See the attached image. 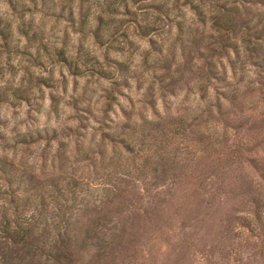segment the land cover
<instances>
[{
  "label": "rangeland",
  "instance_id": "obj_1",
  "mask_svg": "<svg viewBox=\"0 0 264 264\" xmlns=\"http://www.w3.org/2000/svg\"><path fill=\"white\" fill-rule=\"evenodd\" d=\"M263 55L264 0H0V211L75 264H264Z\"/></svg>",
  "mask_w": 264,
  "mask_h": 264
},
{
  "label": "trees",
  "instance_id": "obj_2",
  "mask_svg": "<svg viewBox=\"0 0 264 264\" xmlns=\"http://www.w3.org/2000/svg\"><path fill=\"white\" fill-rule=\"evenodd\" d=\"M261 60L264 63V55ZM33 219L31 214L20 217L14 206L0 211V264H75V252L91 245L86 242L88 229L56 224L47 228Z\"/></svg>",
  "mask_w": 264,
  "mask_h": 264
}]
</instances>
